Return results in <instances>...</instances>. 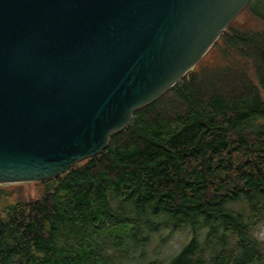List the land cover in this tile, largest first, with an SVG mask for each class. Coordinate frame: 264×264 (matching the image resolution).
I'll list each match as a JSON object with an SVG mask.
<instances>
[{
	"label": "trees",
	"instance_id": "trees-1",
	"mask_svg": "<svg viewBox=\"0 0 264 264\" xmlns=\"http://www.w3.org/2000/svg\"><path fill=\"white\" fill-rule=\"evenodd\" d=\"M38 182L27 199L0 184V264H264V0L105 149Z\"/></svg>",
	"mask_w": 264,
	"mask_h": 264
},
{
	"label": "water",
	"instance_id": "water-1",
	"mask_svg": "<svg viewBox=\"0 0 264 264\" xmlns=\"http://www.w3.org/2000/svg\"><path fill=\"white\" fill-rule=\"evenodd\" d=\"M250 0H0V184L98 154Z\"/></svg>",
	"mask_w": 264,
	"mask_h": 264
},
{
	"label": "rangeland",
	"instance_id": "rangeland-1",
	"mask_svg": "<svg viewBox=\"0 0 264 264\" xmlns=\"http://www.w3.org/2000/svg\"><path fill=\"white\" fill-rule=\"evenodd\" d=\"M1 185H5V188L9 189L12 192L13 198H16L18 196H21L23 199L35 198L42 192V185L38 181L8 183ZM257 234L261 239L264 240V223L258 227ZM178 240H180L179 236H177L171 242L174 248L178 246Z\"/></svg>",
	"mask_w": 264,
	"mask_h": 264
}]
</instances>
